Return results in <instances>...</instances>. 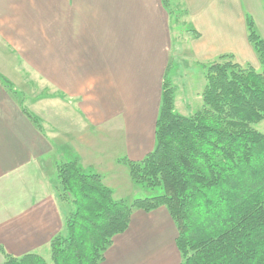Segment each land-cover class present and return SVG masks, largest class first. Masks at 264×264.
I'll list each match as a JSON object with an SVG mask.
<instances>
[{
	"label": "crops",
	"instance_id": "obj_1",
	"mask_svg": "<svg viewBox=\"0 0 264 264\" xmlns=\"http://www.w3.org/2000/svg\"><path fill=\"white\" fill-rule=\"evenodd\" d=\"M182 4L195 61L229 52L240 63L255 60L245 15L264 0ZM170 20L164 0H0V264L5 254H39L63 228L66 208L45 164L56 171L80 147L76 160L114 196L134 192L118 158L138 161L154 147ZM143 216L113 238L99 264L179 263L169 215Z\"/></svg>",
	"mask_w": 264,
	"mask_h": 264
},
{
	"label": "trees",
	"instance_id": "obj_2",
	"mask_svg": "<svg viewBox=\"0 0 264 264\" xmlns=\"http://www.w3.org/2000/svg\"><path fill=\"white\" fill-rule=\"evenodd\" d=\"M245 23L258 67L230 53L202 64V106L194 113L174 111L165 74L153 149L119 161L134 186L155 188L152 196L116 199L99 173L76 159L60 162L53 186L66 214L49 258L6 255L3 264H99L132 209L158 207L177 229V264H264V133L253 127L264 120V39L250 15Z\"/></svg>",
	"mask_w": 264,
	"mask_h": 264
},
{
	"label": "rangeland",
	"instance_id": "obj_3",
	"mask_svg": "<svg viewBox=\"0 0 264 264\" xmlns=\"http://www.w3.org/2000/svg\"><path fill=\"white\" fill-rule=\"evenodd\" d=\"M178 1L179 0H165L166 7L170 11V16H171L170 21H171V27L173 30L172 31V34H173V36H172L173 37L172 59L170 60V65H169L168 71L166 73L168 74L167 79H168V82H170L169 84H171L175 89V91H174V97H175L174 98V111H176L179 114L190 115V114L194 113L195 111H197L198 109H200L202 106L201 91H202V88L204 85V73H205V69H204L203 65L210 63L212 61H208V62L203 63V62L195 61L193 59L194 56L192 55V49L190 47L191 41H190V39L186 38V35H187V33L194 32V30L189 25L188 20L185 19L186 18L185 16L187 14H185V11L183 9L184 5L182 4V0H180L179 2ZM255 4H257V3L255 2ZM257 11L259 12V14L258 13L256 14ZM248 13H250L251 17H252V15H254L256 22L254 20L253 21L256 24V26H255L256 31L260 35V37L264 39V7H263V4L261 7H259L258 10H250ZM186 39H187V41H186ZM250 47L252 48L251 45H250ZM229 53L234 56V54L232 52H229ZM254 56H256L255 53H254ZM244 63H250L254 67H258V61H257L256 57H255V60H253V62L246 61ZM6 81L8 82V80H6ZM31 88H32V90L34 89L33 86H31ZM20 90L21 89L18 88V91H20ZM42 124H43V122H42ZM253 127L257 131L264 133V120L258 124H254ZM154 142H155V138H154ZM78 149H80V147H78ZM78 149L77 150L73 149L72 151H70L71 153H67L69 156H65V159L63 158V161H68L69 159L71 161H73L75 159H78L75 155V154L79 155L81 153V152H79L80 150L78 151ZM74 155L76 158L71 159ZM123 158H125V157H123ZM121 159L122 158H118V161H120ZM63 161H60V162H63ZM90 161H91V158L89 157L86 163H88ZM60 162H58V163H60ZM78 163H80L82 168L86 171L87 170H90V171L93 170L91 168H86L85 165H82V163H84V161H82V160L80 162L78 160ZM45 169H46V173H48L50 175V178H49L48 174H47V177L49 179H51L52 182L54 183L56 181L55 169L53 168V166H49V167L46 166V164H45ZM131 184L133 185L132 181H131ZM153 190H155V188L150 190L148 187H143L141 185H135L134 190H133L134 192H131L127 197L122 198V199H124L127 203H132L133 200L136 198H145L147 196H152L154 194ZM114 198L120 199L119 197H116V196H114ZM62 205L64 207L66 206L64 203H62ZM158 209L166 212L167 216L169 215L167 210L164 207H158V208L153 209L151 211H144L142 209H137V208L132 209L128 223H127V226H126L127 228L122 233H124L128 229V227H130L132 225L133 217H134L133 223L135 225H138L137 223H135V221H134L135 219L136 220L138 219V222L140 223V221L143 220V218H144L143 215H147L150 212H152L154 210H158ZM134 215H136V216H134ZM169 217L170 216H168V218ZM169 219L172 220L171 217ZM145 229L148 232H150V234L152 236H154L155 229L157 231V227H155L153 229L152 225H150V224L145 225ZM172 230H174V229L172 228ZM172 230H170V233H173ZM176 231H177V229H176ZM155 237H157V235H155ZM174 241L175 242H173V247L176 248V250L178 251L177 252L178 254L176 255V257H178L179 261H181L182 258L180 256L179 250L177 249L176 240H174ZM170 243H171V241H170ZM166 244H167V241H166ZM162 245L164 246V240L162 242ZM107 249H106V251H107ZM39 254L42 255L45 259H48L49 258V244H48V248L40 250ZM6 255H9V254H5V256Z\"/></svg>",
	"mask_w": 264,
	"mask_h": 264
}]
</instances>
